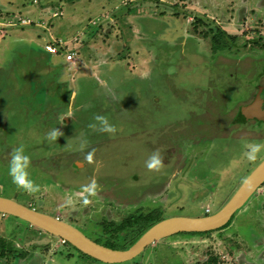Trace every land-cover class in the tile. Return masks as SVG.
<instances>
[{
    "label": "rangeland",
    "instance_id": "rangeland-1",
    "mask_svg": "<svg viewBox=\"0 0 264 264\" xmlns=\"http://www.w3.org/2000/svg\"><path fill=\"white\" fill-rule=\"evenodd\" d=\"M39 2L0 0L3 13L44 21L0 32V196L90 238L102 237L104 222L152 209L163 218L219 210L264 159V148L255 160L245 155L249 145H264V126L236 130V109H226L221 97L233 86L242 98L247 77L264 66V0ZM217 28L235 36L229 49H211ZM49 37L67 47L46 53ZM68 50L75 61L65 60ZM97 116L116 133L99 131ZM54 129L63 134L50 140ZM21 145L29 179L40 186L34 195L9 174ZM156 151L161 172L147 168ZM93 176L101 190L84 206L82 189ZM0 245L9 252L0 264H106L1 213ZM209 256L218 264H264V184L227 227L173 234L113 264H201Z\"/></svg>",
    "mask_w": 264,
    "mask_h": 264
},
{
    "label": "water",
    "instance_id": "water-1",
    "mask_svg": "<svg viewBox=\"0 0 264 264\" xmlns=\"http://www.w3.org/2000/svg\"><path fill=\"white\" fill-rule=\"evenodd\" d=\"M264 183V159L245 177L229 200L216 212L198 217L163 218L145 230L127 249H111L87 237L75 226L26 206L14 198L0 196V213L19 218L52 236L62 239L79 252L106 264L123 263L138 256L148 245L177 233H199L224 226L233 214Z\"/></svg>",
    "mask_w": 264,
    "mask_h": 264
},
{
    "label": "trees",
    "instance_id": "trees-1",
    "mask_svg": "<svg viewBox=\"0 0 264 264\" xmlns=\"http://www.w3.org/2000/svg\"><path fill=\"white\" fill-rule=\"evenodd\" d=\"M235 36L227 33L225 30L217 28L216 31L211 35L210 37V44L211 49L216 51H223L230 48L231 43L234 41ZM232 40V41H231ZM264 184V183H263ZM33 208L34 206H30ZM204 215H208V213H204ZM234 215V214H233ZM53 216V215H52ZM233 216L230 218V220L222 227L207 231V232H199V233H183V234H209L211 232L223 229L227 227L231 221ZM163 219L161 215V211L159 209H152L145 213H137L129 215L128 217L124 218L118 223L113 222H104L101 226V235L100 238H91L97 243H100L106 247H109L111 249H127L129 246H131L137 238L150 226H152L154 223L160 221ZM90 238V237H89ZM118 238L121 239L120 242H118ZM2 240V239H1ZM68 244L67 242H65ZM69 245V244H68ZM71 246V245H69ZM3 246L0 245V257L5 258L6 255H8L9 252H4ZM73 250L80 253L82 256H85L93 261H97L81 252H79L76 248L71 246ZM216 258H213V256H209L207 259V262H203L201 264H218L216 263ZM99 262V261H98Z\"/></svg>",
    "mask_w": 264,
    "mask_h": 264
},
{
    "label": "clouds",
    "instance_id": "clouds-1",
    "mask_svg": "<svg viewBox=\"0 0 264 264\" xmlns=\"http://www.w3.org/2000/svg\"><path fill=\"white\" fill-rule=\"evenodd\" d=\"M95 119L101 124L99 131L107 132L110 134L116 133V127L114 125L109 124L105 117L97 116ZM62 134L63 133L59 129H54L49 133L48 138L50 140H56ZM262 148H264V145H249V150L245 154L247 159L255 160L257 154L262 150ZM85 159L88 163H93V153H87ZM30 163V158L24 155V148L23 145H21L20 147L13 150V154L11 156L10 161L9 174L12 177L13 182L17 184L18 187L24 189L29 194L34 195L35 193L40 191V186L35 184L31 179H29V173L27 169L29 168ZM163 167V156L159 151L154 152L147 161V168L150 171L161 172ZM82 190L87 193V196L83 198V205L87 206L91 203V201L88 199V196H96L101 190V186L98 184L96 177L93 176L90 182L87 185L83 186ZM72 205V199L68 198V200L66 201V206Z\"/></svg>",
    "mask_w": 264,
    "mask_h": 264
},
{
    "label": "flooded vegetation",
    "instance_id": "flooded-vegetation-1",
    "mask_svg": "<svg viewBox=\"0 0 264 264\" xmlns=\"http://www.w3.org/2000/svg\"><path fill=\"white\" fill-rule=\"evenodd\" d=\"M247 79L249 83L246 89L243 88L242 93H240L243 94L242 98L235 97L239 92L235 90L236 88L231 86V94L229 96L227 95L226 88V95L221 96L222 102H225L226 109L230 108L231 111L233 108L236 109L235 114L231 116V126H236V130H238V124L246 123H251L258 127L257 130H259L264 126V66L261 71L253 73L252 76L247 77ZM240 102L242 103L239 104ZM33 208L35 209V207Z\"/></svg>",
    "mask_w": 264,
    "mask_h": 264
},
{
    "label": "built area",
    "instance_id": "built-area-1",
    "mask_svg": "<svg viewBox=\"0 0 264 264\" xmlns=\"http://www.w3.org/2000/svg\"><path fill=\"white\" fill-rule=\"evenodd\" d=\"M33 2H39V0H33ZM53 15H58L57 12H54ZM42 21L36 22L33 19L25 18L21 15H10L9 13H3L0 11V32H3V30H6L7 28H13L15 26H39L42 27L43 25ZM50 41L46 42L44 45V50L50 54H59L60 50L67 47V43L63 42L62 39L56 40L55 38L50 37ZM76 39L75 37L73 38ZM62 45H64L62 47ZM76 56V52L73 50H68L65 53V60L66 61H72L74 60ZM63 241V240H62Z\"/></svg>",
    "mask_w": 264,
    "mask_h": 264
},
{
    "label": "crops",
    "instance_id": "crops-1",
    "mask_svg": "<svg viewBox=\"0 0 264 264\" xmlns=\"http://www.w3.org/2000/svg\"><path fill=\"white\" fill-rule=\"evenodd\" d=\"M40 3V2H39ZM38 14V13H37ZM43 20V17H42V19H40V17H39V14H38V16H37V21H42ZM11 29H13V28H11ZM7 30V29H6ZM6 30H3V32L2 33H4L5 34V32H6ZM50 36H52V35H50ZM53 38V37H52ZM50 37H49V41H50ZM48 41V42H49ZM45 45V44H44ZM44 47V46H43ZM44 49V48H43ZM45 51V50H44ZM46 52V51H45ZM46 53H48V52H46ZM75 59L76 58H74V60H72V61H70V62H73V61H75Z\"/></svg>",
    "mask_w": 264,
    "mask_h": 264
},
{
    "label": "bare ground",
    "instance_id": "bare-ground-1",
    "mask_svg": "<svg viewBox=\"0 0 264 264\" xmlns=\"http://www.w3.org/2000/svg\"><path fill=\"white\" fill-rule=\"evenodd\" d=\"M256 110V109H255Z\"/></svg>",
    "mask_w": 264,
    "mask_h": 264
}]
</instances>
